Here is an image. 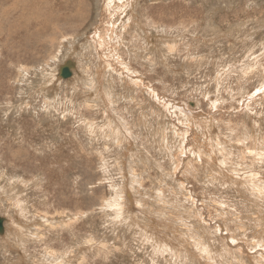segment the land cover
Instances as JSON below:
<instances>
[{"label":"rangeland","instance_id":"obj_1","mask_svg":"<svg viewBox=\"0 0 264 264\" xmlns=\"http://www.w3.org/2000/svg\"><path fill=\"white\" fill-rule=\"evenodd\" d=\"M37 5L0 15V264H264V0Z\"/></svg>","mask_w":264,"mask_h":264},{"label":"bare ground","instance_id":"obj_2","mask_svg":"<svg viewBox=\"0 0 264 264\" xmlns=\"http://www.w3.org/2000/svg\"><path fill=\"white\" fill-rule=\"evenodd\" d=\"M27 1V0H26ZM29 1V0H28ZM71 1V0H70ZM30 2V1H29ZM72 5V7H71V9H69L68 8V11H70L71 12V14L73 13V15H79L80 14V10H79V6H80V3H78L77 1H75L74 2V4L72 3L71 4ZM26 6H28V7H30V8H32L31 10H34V12H33V15H35L36 17H38L39 18V20H41V22L44 24V26H46V27H48V22H49V20H46L43 16H41L40 15V8H38V5H37V0H31V3L28 5L27 3H25L24 2V0H0V15H5V16H7L6 18H7V21H9L8 19H9V16L12 14V13H14V11H19V10H21L22 11V13H23V11H25V10H27V7ZM78 6V7H77ZM75 7H77V8H75ZM29 12V11H28ZM25 13V12H24ZM29 14H31V13H29ZM24 15V14H23ZM26 15H28V13L26 14ZM70 16V15H69ZM21 18H22V16H21ZM26 18H28V17H26ZM32 19V18H31ZM6 20V19H5ZM22 20H23V18H22ZM27 20V19H26ZM25 20V21H26ZM138 20V19H137ZM15 21V20H14ZM19 21V20H18ZM38 21V20H37ZM6 21H4V20H0V24H1V26L2 25H5L6 23H5ZM24 22V21H23ZM52 22H54V25L52 26H49V27H54L55 28V26L56 25H58L57 23L58 22H56V21H52ZM136 22V21H135ZM8 23V22H7ZM14 23V22H13ZM30 23H31V21H30ZM137 23V22H136ZM16 25V24H15ZM27 25V24H26ZM13 27V26H12ZM21 27H22V25H21ZM2 28V27H1ZM5 28V27H4ZM9 28V27H8ZM15 28V27H14ZM9 29H11V28H9ZM1 30V29H0ZM14 30V29H13ZM54 30H56V29H54ZM46 32H48V30H46ZM44 34H45V32H43ZM43 34V35H44ZM42 36V35H41ZM99 36V35H98ZM147 39H151V36H150V34L148 35L147 34ZM41 38L42 37H40V42H41ZM53 40V39H52ZM47 42V41H46ZM45 42V43H46ZM44 43V42H43ZM52 43V42H51ZM149 44H152V45H154L153 44V39H151V41H150V43ZM99 46V45H98ZM97 48V47H96ZM69 58H70V56H69ZM71 59H72V57H71ZM69 61V60H68ZM67 61V59H66V63L68 62ZM72 61V60H71ZM103 64H105V63H103ZM75 66H76V63H75ZM77 68V67H76ZM76 70V69H75ZM104 70V69H103ZM78 71V70H77ZM60 72V71H59ZM101 72V71H100ZM98 74L101 76V74H104V73H99L98 72ZM58 75V74H57ZM60 75V74H59ZM99 77V76H98ZM61 78V77H60ZM96 78H97V76H96ZM101 78V77H100ZM98 83V82H97ZM101 85V84H100ZM255 88V87H254ZM254 88H252V90H250L249 89V91L248 92H246V91H244V93H250L251 95H256L257 93H260L259 91H261L262 89H263V87L262 88H260V90H259V88H256V89H254ZM255 90V91H254ZM257 91V92H256ZM103 92L102 91H100V95L98 94V96L99 97H103V94H102ZM243 93V94H244ZM157 96H158V98H159V95L157 94ZM159 99H161V98H159ZM164 103H162V105H163ZM160 105H161V103H160ZM167 105V104H166ZM172 105H173V103H172ZM172 105H171V107H172ZM168 106H169V104H168ZM166 108V107H165ZM164 108V109H165ZM110 112V111H109ZM186 112V111H185ZM112 120H114V119H112ZM200 123V122H199ZM182 144V143H181ZM193 150V149H192ZM216 152V149H215V147L213 146V153H215ZM198 154V153H197ZM198 156H201L200 155V153H199V155ZM201 158V157H200ZM25 208H23V210H24ZM19 213H21V212H19ZM24 213V212H23ZM21 215V214H20ZM19 221V220H18ZM17 223V222H16ZM156 228V227H155Z\"/></svg>","mask_w":264,"mask_h":264},{"label":"water","instance_id":"obj_3","mask_svg":"<svg viewBox=\"0 0 264 264\" xmlns=\"http://www.w3.org/2000/svg\"><path fill=\"white\" fill-rule=\"evenodd\" d=\"M72 69H75V64L73 62H67L65 66L61 67L60 77L65 80L71 78L73 75ZM1 222H2V218H0V229L2 228V232H3V227L1 226Z\"/></svg>","mask_w":264,"mask_h":264}]
</instances>
